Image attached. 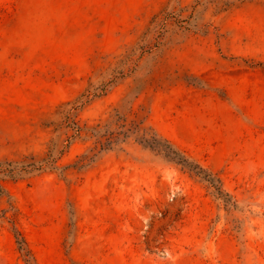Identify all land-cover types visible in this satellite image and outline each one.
Masks as SVG:
<instances>
[{
  "label": "rangeland",
  "instance_id": "rangeland-1",
  "mask_svg": "<svg viewBox=\"0 0 264 264\" xmlns=\"http://www.w3.org/2000/svg\"><path fill=\"white\" fill-rule=\"evenodd\" d=\"M52 146L0 264H264V0H0L1 167Z\"/></svg>",
  "mask_w": 264,
  "mask_h": 264
},
{
  "label": "trees",
  "instance_id": "trees-1",
  "mask_svg": "<svg viewBox=\"0 0 264 264\" xmlns=\"http://www.w3.org/2000/svg\"><path fill=\"white\" fill-rule=\"evenodd\" d=\"M159 18L160 17L158 16H154V18L152 19L153 29H155V27L158 26L160 22ZM94 95H96L95 91H94ZM86 100L87 97L85 98V100L76 103L74 109L82 105ZM93 130H94V136L97 137H100L101 135L103 136L107 132L105 130L104 131L105 133L101 134L96 127H94ZM78 131L79 128H75V134H78ZM110 135H111L110 133L106 134L105 141L102 143L100 142L102 150L110 149L112 145H114L118 141L119 139L118 137L120 134H118L114 138H112ZM121 135L123 138L127 137V131H123ZM139 142L144 146L151 148L152 150L162 152L165 157L171 160H175L176 162L182 164L187 163L186 158H184L179 152L174 150L172 145L167 140L156 136V134H151V135L142 134L139 138ZM53 152H54V147L52 146L49 148L46 156L40 159H36L35 157L30 156V157H26L24 160L21 161L6 162V166L4 167H1L2 163H0V171L2 172V175L16 177L18 175H21L22 173L26 174V173H32L35 171L43 170L45 168L50 167L53 164L55 158ZM196 167L197 168L194 167V169H196V173H201V171H203L200 167L198 166Z\"/></svg>",
  "mask_w": 264,
  "mask_h": 264
}]
</instances>
